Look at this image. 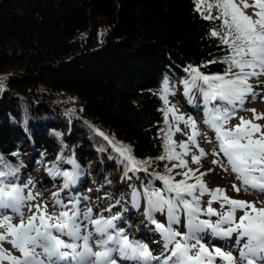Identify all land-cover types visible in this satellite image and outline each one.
Instances as JSON below:
<instances>
[{
    "label": "trees",
    "instance_id": "1",
    "mask_svg": "<svg viewBox=\"0 0 264 264\" xmlns=\"http://www.w3.org/2000/svg\"><path fill=\"white\" fill-rule=\"evenodd\" d=\"M211 26L193 0H0V170L17 169V183L27 142L40 167L74 173L82 185L94 151L106 160L102 175L114 163L123 176L125 162L98 129L152 160L137 180L128 174V188L166 174L171 162L157 159L163 82L174 89L188 65L223 57Z\"/></svg>",
    "mask_w": 264,
    "mask_h": 264
},
{
    "label": "snow or ice",
    "instance_id": "2",
    "mask_svg": "<svg viewBox=\"0 0 264 264\" xmlns=\"http://www.w3.org/2000/svg\"><path fill=\"white\" fill-rule=\"evenodd\" d=\"M193 4L199 18L212 23L209 38L217 40L218 46L223 45L225 54L200 66L188 65L185 68L187 78L183 81L185 94L191 96L193 90H198L202 95L203 123L215 133L217 144L213 151L217 158L212 163L234 175L240 187L234 183L233 190L239 193L242 187L245 191L264 193V125L256 122L264 120V113L248 109L253 114L252 120L241 117L237 125L228 127L229 121L243 108L246 98L257 95L249 81L264 76V0H253L251 4L246 0L241 3L237 0H193ZM249 8L253 9L252 15L247 14ZM212 63L225 65L223 73L201 71ZM161 92L160 99L164 103L161 111L168 127L163 136V154L157 159L177 163L171 168L165 165L166 174H154L163 188L145 189V198L149 219L155 211L166 213L167 226L153 220L164 242L162 253L154 256L146 244L130 240L123 229L117 228L118 216H93L91 207L81 213L78 202L70 201L65 205L57 193H53L57 199L52 212L47 203H36L28 208L32 214L25 220L22 208L40 194L34 195L31 190L25 193L28 185L14 182L18 170L8 168L0 170V209L11 210L20 221L13 224L12 216L0 215V264H117L114 253L138 264H153V261L156 264H217V260L221 264H264V206L233 199L219 187L208 188L204 181L208 173L201 172L199 167H188L184 157L190 154V145L199 152V155H192L193 164L199 165L206 156L197 140L202 134L197 121L191 116L186 118L169 101V95L174 92L167 78ZM181 123L191 129V135L177 143L173 137L174 132L181 131ZM95 131L108 142L129 171L147 172L151 159L137 160L129 146L115 142L98 129ZM177 168L184 169L176 173L183 177L180 180L172 175ZM51 174L62 175L65 187L74 182V173L57 170ZM205 195L209 197L206 209L201 207V198ZM138 196L139 193H134V200ZM217 202L226 210L214 209L212 204ZM238 210L243 215L237 219ZM105 211L111 212V208ZM181 211L186 218V232L171 226L180 224ZM201 216L217 219H201ZM204 232L219 238L235 236L233 246L238 249L237 254L218 246L209 248L200 235ZM4 243L10 244L19 255L5 249Z\"/></svg>",
    "mask_w": 264,
    "mask_h": 264
},
{
    "label": "rangeland",
    "instance_id": "3",
    "mask_svg": "<svg viewBox=\"0 0 264 264\" xmlns=\"http://www.w3.org/2000/svg\"><path fill=\"white\" fill-rule=\"evenodd\" d=\"M246 2L251 4L253 0H246ZM237 3H241V0H237ZM246 11L248 15H252L253 9L249 8ZM179 82L180 83L178 84L175 82L171 83L173 87H175L174 89L172 88V86L170 87V89L174 92V95H169L168 99L171 104L174 105L177 109H179V112L183 114L186 118L188 116H191L194 120L197 121L199 131L202 134L201 136L197 137V140L199 142L200 147L203 148L206 153V156L201 159L199 165L193 164L192 155H199V152L194 146L190 145V154L184 157V159L188 162V167L192 169H196L197 167H199L201 172L208 173L206 176H204V181L206 182L208 188L215 189L219 187L225 189L226 194L233 199L254 201L257 203V206H264V193L256 195L251 190L245 191L242 187L239 193H237L235 190H233L232 185L234 183L237 184L238 187H240V185L239 182L235 180L234 175L230 172L223 171L221 167L212 163V161L217 158L213 155L214 149H217V144L214 139L215 133L203 123V120L205 118V105L203 97L201 94H198V90H193L191 96L186 95L184 91L183 82ZM249 83L252 84L253 90L257 95L255 97L249 96L248 98H246L243 108L238 111L234 119H231L229 121L228 127H233L237 125L241 117L246 120H252L253 114L251 111H248V109L255 108L257 113H264V99H262V97H264V76H261L259 78L254 77L249 81ZM169 120L171 121V116H169ZM256 122L264 125V120ZM179 127L181 128V131L174 132L173 137L177 143L185 141L187 139V136L191 135V129L185 127L183 123H181ZM177 151H179V149H177ZM99 156V151L92 152L93 162L89 170L87 171L88 173H85L82 188L80 186L77 192H74L79 193V195H77V198H79L78 207L81 213L87 211V209L91 207L93 209V216L99 214H102L104 217H110L112 215L118 216L119 219L116 220L115 223L124 227L126 235L132 238L135 234V230H138V228L139 230L143 229V227L146 228L147 224H145L144 222L142 223V219L137 220L132 225L131 230H127L126 225L128 223V220L125 219V217H127L128 215L137 219V214H139V217L142 218L144 208L147 207L145 189H162V182L154 179L153 173H148L151 178H148L147 181H144L142 183L140 182L141 184H139L138 181H135V185L132 187L130 186L128 188V183H125L124 178H121V176H119V172L117 171V167L114 163L110 165V172L107 175H102L101 167L103 166V162L106 163V160H103V162L100 161ZM18 158L20 160V163L22 164V167L19 171L20 180L17 183L20 185H28V188L25 189V193L31 190L34 195L36 193L40 194L36 200L28 202V204L24 208H22L25 220L28 218V216L32 214L28 210V208L36 203H47L49 205V212H52L54 210L53 206L55 199H57V197L53 196V193H57L58 198L63 203H69L70 201L74 200L73 198H71L70 194L73 188L71 187V190H68L67 187H69V185L65 187V185H62L63 181L59 182L61 180V175H53L51 174L53 171L43 170L44 168L40 167L36 163L34 154L33 152H31V146L29 145V143L24 142L21 147V153L19 154ZM220 158L223 159L222 154ZM119 159L121 158L119 157ZM175 163L177 162L172 161L170 164H168V167L171 168L172 164ZM209 169H211V171H209ZM183 170L184 169L177 168L172 172V175L176 176L177 172ZM131 173L133 172L131 171ZM123 174L124 173H122V175ZM182 178L183 177L181 176H176L177 180H180ZM135 180H137L136 174ZM29 181H31L30 184L28 183ZM59 183L62 186L60 190L64 188L65 191L68 192V199L70 201L61 199V191L58 190ZM134 193H139L138 199L136 200H134L133 198ZM208 200L209 197L207 195L201 198L202 208L206 209L208 207ZM212 207L218 212L226 210L221 209L220 204L218 202L213 203ZM109 208H111V212L105 211V209ZM56 210L59 211V206H56ZM152 215H154L153 217L156 218L154 220L157 223L167 222L165 212L155 211L152 213ZM235 215L238 219L241 215H243V213L237 211ZM161 217H166V219H161ZM123 218L125 220H122ZM19 221L20 217L17 214H15L14 217L12 216L13 224H18ZM180 221V224H173L171 226H173L174 229H177L178 226L184 227L186 218L183 214V211H181L180 213ZM122 227L119 229H123L124 231V228ZM137 241L140 242L139 240ZM3 247L9 251H12L14 255H19L18 252L11 248L10 244L4 243ZM211 247L213 246H210V248ZM221 248L228 251L227 249H225L224 241L221 244ZM113 256L117 258L116 254H113ZM117 262L119 264L118 258ZM218 262L219 264H221L219 260Z\"/></svg>",
    "mask_w": 264,
    "mask_h": 264
},
{
    "label": "bare ground",
    "instance_id": "4",
    "mask_svg": "<svg viewBox=\"0 0 264 264\" xmlns=\"http://www.w3.org/2000/svg\"><path fill=\"white\" fill-rule=\"evenodd\" d=\"M147 208V207H145ZM144 208V213L142 215V218L139 217V214H137V219L133 218L132 216H128L129 217L128 223L126 225L127 230H131L132 225L137 221V220H141L142 219V223L144 222L145 224H147V227L143 229L138 228V230H135V234L133 235V237L130 240H139L142 244H146L149 248V250L152 252V254L154 256H159L162 251H163V239L161 237V234H159V230L156 228V226L153 224V220L154 218L149 219V217L146 215V210ZM161 219H166V217H161ZM163 220V222H164ZM164 224H166V222H164ZM177 231H181V232H186L187 229H184V227L178 226L177 229H175ZM204 234L207 236L210 234V232H204ZM152 239L157 240V242H153ZM235 239V236H233V238H226L224 240V244H225V249L227 250H231L233 251L234 254H237L238 249L235 248L233 246V240ZM117 255V258L119 260V264H138V262L136 261H128V260H123L119 257L118 253H114ZM153 264H156L155 261H153ZM217 264H219L218 260H217Z\"/></svg>",
    "mask_w": 264,
    "mask_h": 264
}]
</instances>
